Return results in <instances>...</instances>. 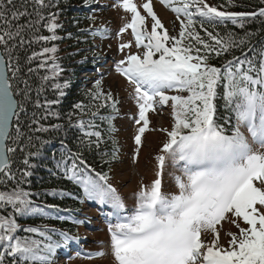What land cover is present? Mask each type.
Wrapping results in <instances>:
<instances>
[{"label":"snow or ice","instance_id":"1","mask_svg":"<svg viewBox=\"0 0 264 264\" xmlns=\"http://www.w3.org/2000/svg\"><path fill=\"white\" fill-rule=\"evenodd\" d=\"M64 2L0 0V264H56L58 249L70 242L81 248L77 256L83 252L81 238L67 230L19 222L25 218L89 222L86 216L61 214L72 209L33 199L73 196L58 188L33 192L31 178L40 167L51 177L76 184L84 199L111 208L106 215L116 220L108 223L114 264H264V41L259 47L251 43L260 29L243 31L257 18L264 23V7L227 11L207 0H161L180 21L178 35L170 36L151 0L142 5L152 20L150 31L133 0H116L112 5L132 14L117 37L131 29L136 48L143 49L126 52L132 42L119 43L117 51L124 55L114 62L116 73L133 86L130 95L138 107V115L132 117L137 125L134 161L149 130L148 113L171 102V127L153 129L166 135L155 156V178L150 184L141 183L134 194L136 203L128 209L109 175L96 172L86 159L92 152L109 156L106 163L119 158L115 140L111 153L101 151L112 139V121L120 114V100L102 88L103 74L82 93L88 103L74 102L63 114L59 110L71 88L54 43L73 37L71 32L57 34L65 27L59 21L63 12L59 5ZM91 2L95 0H84L86 5ZM225 2L227 7L240 6L235 0ZM228 22L243 34L228 30L222 35L217 28H227ZM109 31L104 27L92 34L103 37ZM236 50L240 56L232 55L220 66L210 63ZM98 59L93 52L92 62ZM170 90L176 94H167ZM219 100L230 114L223 122ZM53 141L59 148L45 157L42 150ZM42 158L51 160L52 167L42 164ZM166 173L176 192L163 190ZM222 222L239 230L226 232L228 247L220 243ZM83 255L91 259L106 253Z\"/></svg>","mask_w":264,"mask_h":264},{"label":"rangeland","instance_id":"2","mask_svg":"<svg viewBox=\"0 0 264 264\" xmlns=\"http://www.w3.org/2000/svg\"><path fill=\"white\" fill-rule=\"evenodd\" d=\"M115 2L116 0H95L90 6L87 13L88 17L92 15L96 17L95 21L88 19L91 29L95 30L107 27L110 31L105 33L103 37L99 33L91 35L93 46L89 55L93 58V52H95L99 54L100 59L94 63L92 73H83L82 76L86 83L90 82L93 85L96 79H100V74H103V90L112 91L114 96L120 100V104L118 105L120 114L112 121L115 127V131H113L114 136L119 147V158L109 170V183L117 189L126 207L131 209L136 203L134 194L139 191L141 183L145 185L150 184L155 178V156L159 153L166 135L164 132L153 129L171 127V102L162 109L158 108L157 113L151 111L148 113L150 120L149 130L142 137V147L138 157L134 161L133 155L136 147L134 135L137 125H135L132 117L138 115V107L135 103L134 95H130L133 92V86L128 83L125 77L116 73L114 62L121 59L124 55L117 51L119 43L132 42V48L125 50L126 52H142L143 49L136 48L135 38L131 29H127L117 37L116 33L125 23L130 22L132 14L123 8L112 7ZM133 2L138 6L141 14L145 15L146 26L150 31L152 20L147 16L146 11L142 7L148 0H133ZM151 3L164 28L167 29L170 36H173L180 25L179 20L176 18V13L161 3V0H151ZM110 45L111 47H109ZM167 94L173 95L176 93L170 90ZM253 146L258 147L257 145ZM177 174H179L178 170ZM163 190L165 192L177 191L174 182L167 173L163 180ZM110 211L111 208L108 206L101 207L96 202L87 200V203L78 212L80 218L83 219L85 216L89 218L88 223L81 224L78 227L76 234V236L81 238L83 252L103 250L106 253L104 257L89 259L82 254L77 256V250L81 251V248L74 243V251L66 249L68 253L57 255L56 261L60 264H114V259L111 255V237L108 232V223H116V220L114 217L106 215ZM222 223L224 230L221 231L220 243L224 247H228L229 237L226 235V232L238 233L239 230L227 222ZM240 224L241 227H247L243 221H240Z\"/></svg>","mask_w":264,"mask_h":264},{"label":"trees","instance_id":"3","mask_svg":"<svg viewBox=\"0 0 264 264\" xmlns=\"http://www.w3.org/2000/svg\"><path fill=\"white\" fill-rule=\"evenodd\" d=\"M93 2L86 5L84 3V0H65L64 3H61L59 7L63 9L62 14L59 17V21L64 24V30H57V34L60 36H66L68 32L73 33V37L71 39H63L56 41V43L59 47V52L57 55L61 57L60 63L65 68V72L63 74L64 77H70L71 79V88L66 90L67 94L63 98L62 103L60 105L59 110L61 113H65L69 111L73 105L74 102L77 101H84L85 103H88L87 97H85L82 93L87 91L88 89L93 88V85L88 82L86 83L84 79H82V73L88 72L92 73V68L94 63L92 62V56L89 55V52L91 50V47L93 46L92 43V29L90 26V21L87 19L88 17V11L90 9V6ZM207 3L210 5H216L221 6L224 5L225 7L221 8V10H227V11H256L261 7H264V3L261 2V0H235V3L237 5H240L238 7H227L225 0H207ZM56 9H53L55 11ZM181 19H184L183 16H181ZM259 18H257V21L251 22L247 24L246 28L243 31H253L255 32L257 29H260L258 35H255L251 37V43L259 47L260 42L264 41V23H259ZM78 22V23H77ZM180 23V21H179ZM205 27H207L210 31L212 28L205 24ZM79 29H88L89 31H85L81 33ZM217 30L223 35L225 31L232 30L237 33L243 34V31L239 29L238 27H235L231 24V22H228L227 28H224L223 26H218ZM158 31L162 32V29H158ZM180 31V25L174 35H178ZM45 35L48 33L44 31ZM203 35V33H201ZM48 46H51L49 44ZM77 50L79 51V54L71 55L69 56V53H76ZM159 54H156L155 58H158ZM240 56L241 51L236 50L231 55H226L221 58H213L210 63L215 64L216 66H220L225 59H231V56ZM249 55H251V52H249ZM84 57H87V62L84 64L78 63V61H81ZM49 98H54L53 94L51 92L46 93ZM187 94V93H186ZM185 94V95H186ZM218 114L221 116V122H223V117L226 115H230L228 112L225 111L223 107V100H219L218 102ZM29 109L31 110V106H29ZM103 111V110H102ZM52 123H55L57 121H51ZM63 122V121H60ZM232 122L234 123V117H232ZM107 137V133L105 134ZM112 139L108 140L106 144L102 145L101 151H108L111 153L113 144L112 140H115L114 132L111 133ZM116 147L117 141H116ZM59 144L58 141H53L52 144L45 146V148L42 150L45 157H49L53 150H58ZM119 148V147H118ZM86 159L88 163L92 166V168L95 169L96 172L100 173H107L109 175V170L111 166L117 161L112 160L110 163H106L105 161H108L110 159L109 156H101L99 153L92 152L86 154ZM42 164H47L48 167H52L51 160L48 159H41L40 161ZM32 184H31V190L33 192H44L46 190L52 189V188H58L63 189L67 192H70L73 194L72 197H52V196H41L36 197L34 196L33 199H36L39 203L41 200L45 203L49 204H58L60 208H68L72 209V213L63 212L62 215L68 216L72 215L76 218L82 219L79 217V210L84 204V198H83V191L80 187H78L73 182L64 179L60 176L57 177H51L49 173L45 170L44 167H40L35 170V175L31 178ZM75 197H80L83 202H80V199H76ZM78 210V211H76ZM22 224H40V223H47L50 226H54L58 229H64L70 232V234H77L78 227L80 225L74 224L71 220H65L60 221L55 218L52 219H46L41 221L40 219H22L19 221ZM59 251V249H58ZM56 264H60L56 261Z\"/></svg>","mask_w":264,"mask_h":264}]
</instances>
